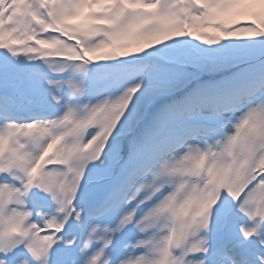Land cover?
I'll return each mask as SVG.
<instances>
[{"label": "snow or ice", "instance_id": "6c2138e0", "mask_svg": "<svg viewBox=\"0 0 264 264\" xmlns=\"http://www.w3.org/2000/svg\"><path fill=\"white\" fill-rule=\"evenodd\" d=\"M0 264H264V0H0Z\"/></svg>", "mask_w": 264, "mask_h": 264}]
</instances>
